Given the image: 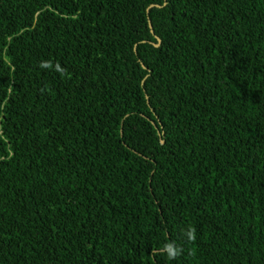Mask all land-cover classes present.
<instances>
[{"label":"trees","instance_id":"16d2710c","mask_svg":"<svg viewBox=\"0 0 264 264\" xmlns=\"http://www.w3.org/2000/svg\"><path fill=\"white\" fill-rule=\"evenodd\" d=\"M0 264H264V0H0Z\"/></svg>","mask_w":264,"mask_h":264},{"label":"clouds","instance_id":"9594fccd","mask_svg":"<svg viewBox=\"0 0 264 264\" xmlns=\"http://www.w3.org/2000/svg\"><path fill=\"white\" fill-rule=\"evenodd\" d=\"M41 68H50L52 67L51 61H42L39 65ZM56 70L64 73L65 70L61 69L60 66L56 65ZM183 236L188 242H193L196 239L195 228L188 226L183 232ZM156 253L162 256H165L169 261L177 259L183 254V248L177 245L175 242H167L162 244L160 247L155 249Z\"/></svg>","mask_w":264,"mask_h":264},{"label":"water","instance_id":"95a60500","mask_svg":"<svg viewBox=\"0 0 264 264\" xmlns=\"http://www.w3.org/2000/svg\"><path fill=\"white\" fill-rule=\"evenodd\" d=\"M152 6H149V7H147V9H149V8H151ZM147 9L145 10V12L147 13ZM147 26H148V28L150 29V26H149V22H147ZM156 40V42H158V40L157 39H155Z\"/></svg>","mask_w":264,"mask_h":264}]
</instances>
